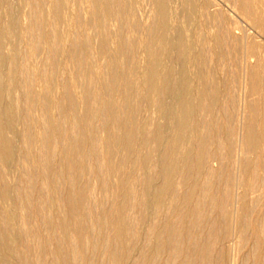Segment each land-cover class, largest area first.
Masks as SVG:
<instances>
[{"label": "bare ground", "instance_id": "1", "mask_svg": "<svg viewBox=\"0 0 264 264\" xmlns=\"http://www.w3.org/2000/svg\"><path fill=\"white\" fill-rule=\"evenodd\" d=\"M238 257L264 264V0H0V264Z\"/></svg>", "mask_w": 264, "mask_h": 264}, {"label": "rangeland", "instance_id": "2", "mask_svg": "<svg viewBox=\"0 0 264 264\" xmlns=\"http://www.w3.org/2000/svg\"><path fill=\"white\" fill-rule=\"evenodd\" d=\"M176 23V21L174 20L173 21V24H175ZM238 255H239V257H240V255H241V253H238ZM238 257V259H237V262H236V264H239L238 262H240V258ZM240 264H241V262H240Z\"/></svg>", "mask_w": 264, "mask_h": 264}]
</instances>
